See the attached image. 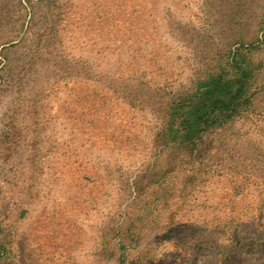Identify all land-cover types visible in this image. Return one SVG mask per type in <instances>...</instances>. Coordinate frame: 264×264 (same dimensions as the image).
Returning <instances> with one entry per match:
<instances>
[{
    "label": "rangeland",
    "instance_id": "obj_1",
    "mask_svg": "<svg viewBox=\"0 0 264 264\" xmlns=\"http://www.w3.org/2000/svg\"><path fill=\"white\" fill-rule=\"evenodd\" d=\"M248 44L264 0H0V264H264V73L184 160L159 136Z\"/></svg>",
    "mask_w": 264,
    "mask_h": 264
},
{
    "label": "trees",
    "instance_id": "obj_2",
    "mask_svg": "<svg viewBox=\"0 0 264 264\" xmlns=\"http://www.w3.org/2000/svg\"><path fill=\"white\" fill-rule=\"evenodd\" d=\"M259 49L260 44L235 48L230 60L223 68H217L209 82L201 81L202 84L192 94L182 93L181 96L173 93L176 95L173 101H182L177 111L171 103H166L162 131L159 134L163 141H167L165 149L182 153L181 160H184L186 155L200 148L206 130L219 127L239 112L253 107L260 90L257 83H261V75L264 73V69L259 67L260 61H254ZM228 62L236 65L235 72L228 68Z\"/></svg>",
    "mask_w": 264,
    "mask_h": 264
}]
</instances>
